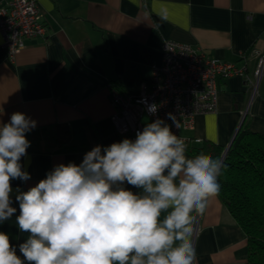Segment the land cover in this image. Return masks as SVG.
<instances>
[{"label":"crops","instance_id":"obj_1","mask_svg":"<svg viewBox=\"0 0 264 264\" xmlns=\"http://www.w3.org/2000/svg\"><path fill=\"white\" fill-rule=\"evenodd\" d=\"M5 2L0 0V5ZM37 4L46 28L43 37L26 38L10 59L0 33V121L7 123L12 113L21 112L37 122L26 134L31 146L21 160L31 179L11 181L17 212L0 223V231L17 246V255L28 233H21L16 223L15 190L27 191L58 164H80L96 145L128 138L111 121L109 90L138 94L151 65L161 62L164 40L192 44L236 66L244 63L245 52L249 74L256 61L251 50H264V0H37ZM217 86L216 110L198 114L193 128L180 129L185 137L200 138L191 141L189 157L201 153L203 146L224 149L244 114L249 129L264 133V76L255 94L238 74L220 78ZM141 123L144 127L151 122L142 116ZM193 228L195 264H251L246 237L218 196Z\"/></svg>","mask_w":264,"mask_h":264},{"label":"clouds","instance_id":"obj_2","mask_svg":"<svg viewBox=\"0 0 264 264\" xmlns=\"http://www.w3.org/2000/svg\"><path fill=\"white\" fill-rule=\"evenodd\" d=\"M141 102L156 114L157 104ZM36 124L21 112L0 121V223L17 212L11 181L31 179L21 160ZM187 147L157 118L134 140L96 145L80 164H58L17 188L16 223L28 236L17 255L0 231V264H195L193 224L219 195L226 165L203 152L189 157Z\"/></svg>","mask_w":264,"mask_h":264},{"label":"built area","instance_id":"obj_3","mask_svg":"<svg viewBox=\"0 0 264 264\" xmlns=\"http://www.w3.org/2000/svg\"><path fill=\"white\" fill-rule=\"evenodd\" d=\"M1 45L7 56H13L24 46L28 37H43L46 28L43 14L37 0H6L0 5ZM256 61L252 73L246 69V53L241 54L244 63L236 66L200 48L185 42L166 39L162 46L160 63L151 65L149 78L141 85L136 95L109 90L113 106L111 121L117 132L134 140L137 131L143 130L142 116L150 122L157 118L167 123L174 134L185 139L189 147L191 141L200 138H188L180 133L181 128H193L198 114L213 112L217 107L218 80L235 74L241 75L248 84L251 94H255L259 81L264 76V50L252 49ZM147 104H157L155 115L147 111ZM171 113L178 127L170 119ZM187 147V148H188Z\"/></svg>","mask_w":264,"mask_h":264},{"label":"trees","instance_id":"obj_4","mask_svg":"<svg viewBox=\"0 0 264 264\" xmlns=\"http://www.w3.org/2000/svg\"><path fill=\"white\" fill-rule=\"evenodd\" d=\"M222 148L203 146L200 152L220 158ZM218 182V195L246 237V257L264 264V133L244 120L227 150Z\"/></svg>","mask_w":264,"mask_h":264},{"label":"water","instance_id":"obj_5","mask_svg":"<svg viewBox=\"0 0 264 264\" xmlns=\"http://www.w3.org/2000/svg\"><path fill=\"white\" fill-rule=\"evenodd\" d=\"M244 117H245V114L243 115L242 120L240 121V124H239L237 130L239 129V127H240V125H241V123H242ZM237 130H236V132H237ZM236 132H235V133H236ZM234 136H235V134L232 136V138H231L230 142L227 144V146L222 150V153H221V156H220V159H221V160H223V158H224V156H225L227 150L229 149L230 144H231V142H232Z\"/></svg>","mask_w":264,"mask_h":264}]
</instances>
